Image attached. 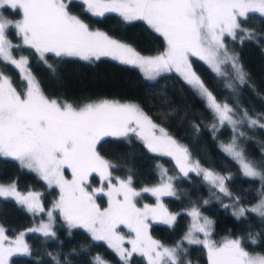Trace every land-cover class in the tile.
Returning a JSON list of instances; mask_svg holds the SVG:
<instances>
[{
	"label": "snow or ice",
	"instance_id": "6c2138e0",
	"mask_svg": "<svg viewBox=\"0 0 264 264\" xmlns=\"http://www.w3.org/2000/svg\"><path fill=\"white\" fill-rule=\"evenodd\" d=\"M73 6L82 8L81 15L104 17L114 13L126 23L143 21L163 37L165 50L154 57H144L107 33L92 30L81 15L73 14ZM9 10L19 18L13 20L3 14ZM255 14L264 19V0H79V4L76 0H0V61L15 67L27 84L20 92L8 76L0 73V156L17 161L21 169L37 173L50 187L53 184L59 187L61 193L53 209L47 212L48 222H42L30 231L55 237L54 212L58 210L70 229L84 228L94 241L106 242L125 264L133 253L145 257L147 264H183L182 257L188 251L183 247V241L189 245H202L207 252L208 264H264V254L247 251L241 238L225 239L220 244L212 241V221L204 217L200 223L201 213L195 206L188 213L194 222L181 241L174 246H165L153 239L147 231L149 215L170 226L179 215L169 213L159 203L161 197L176 195L173 180L178 177L168 176L167 170L161 169L164 179L159 186L143 189L156 197L157 206L145 205L141 210L135 203L141 192L133 187V177L117 179L113 184L110 169L114 165L97 151L105 137L128 138L134 134L143 140L149 151L172 157L183 177L193 172L202 175L203 180L216 190L213 195L217 199L222 194L232 201L223 207L233 208L236 219L250 212L264 220V167L250 159L238 143L245 136L241 131L245 122L248 128H264V123L250 116L246 109L241 114L227 101H219L190 61V57L203 61L217 78L224 81L227 89L249 85L250 74L241 64L239 54L230 50L225 41L228 37L235 41L238 32L251 39L254 33L244 29L242 23ZM12 29L22 43H13L9 38L8 32ZM240 43L242 45L244 39ZM19 48L31 50L53 74L56 65L49 63V54L57 60L78 58L88 62L111 57L139 67L149 80L175 70L205 102L214 121L218 122L219 127L215 122L210 125L213 139L225 125L231 127L232 138L220 145L221 150L239 166L243 178L260 181L258 202L250 207H237L241 197L234 196L227 183L233 180V175L202 167L198 160L192 159L187 145L154 123L135 103L104 99L77 108L68 102L49 99L30 70L29 57L13 55V49ZM193 128L197 133L200 131L199 125L193 124ZM65 169L71 170V180L64 178ZM91 173H98L102 181L108 180L107 208L101 209L94 200L95 193L103 192V188L92 192L85 188ZM120 196L123 199H119ZM10 197L33 214L45 211L40 203V193L21 195L15 182L0 185V198ZM120 225L135 233V238L127 241L132 246L131 251L123 247L125 236L118 231ZM196 233H202L203 239ZM250 239L253 245L257 244L255 238ZM18 253L31 255L29 246L20 237L9 241L0 227V264H9V258ZM53 260L60 264L57 257ZM93 264L107 262L97 254Z\"/></svg>",
	"mask_w": 264,
	"mask_h": 264
},
{
	"label": "trees",
	"instance_id": "16d2710c",
	"mask_svg": "<svg viewBox=\"0 0 264 264\" xmlns=\"http://www.w3.org/2000/svg\"><path fill=\"white\" fill-rule=\"evenodd\" d=\"M79 4V0H76ZM71 11L81 15L82 8L73 6ZM3 14L10 19H18V15L9 11ZM81 19L90 28L98 29L111 37L130 45L138 53L153 55L160 53L166 47L163 37L155 33L143 21L124 22L114 13L104 17H93L82 14ZM244 29L254 33L251 39L238 32L233 41L226 38L230 50L238 53L240 62L250 74L249 85H237L235 90L224 87V81L196 57H190L193 69L205 84L213 91L221 102L227 101L242 114L247 110L249 115L264 123V19L258 14L250 15L242 23ZM9 38L13 43L22 41L15 36V30H9ZM244 39L241 45L240 40ZM14 56L29 57V67L41 85L44 94L49 98L80 105L86 101L98 98H112L131 101L137 104L155 123L164 127L176 140L187 145L192 153V159L198 160L201 166L220 174L231 173L233 180L228 183L229 190L241 197L240 206L250 207L259 196L257 190L260 181H252L240 175L239 166L228 157L220 145L231 140V127L225 125L213 133L210 125L214 122L213 114L205 106L203 100L189 85L173 70L163 72L154 80L144 77L140 71L129 64H123L110 57H101L92 62L78 58L57 60L49 54V63L56 65L55 74L38 57L27 48L13 49ZM0 71L7 74L16 88L22 91L25 84L18 70L11 64L0 61ZM229 71H231L229 67ZM193 124L200 126L197 133ZM241 131L245 133L238 141L246 155L264 167V128H248L247 122ZM97 151L101 157L108 160L114 167L110 169L111 179L116 177H133V187H143L156 183L161 175V169L178 177L173 180L176 189L175 196L161 197L166 208L177 215L173 225L161 221L149 223L148 232L163 244L175 245L181 241L189 224L188 210L194 206L201 215L212 221V235H229L243 240L247 251L264 254V220L254 213H246L245 217L236 219L233 211L223 207L225 197L220 199L213 195L216 190L196 173L183 177L176 163L169 156L149 151L133 134L128 138L105 137L98 144ZM0 182H15L20 190H38L45 206L56 194L53 186H47L45 181L35 172L21 169L17 161L0 156ZM104 185L97 173H91L87 186L98 189ZM135 198L137 204H153L155 196L140 191ZM95 203L99 207L106 204L107 198L103 192H96ZM208 201L207 204L204 201ZM43 213L33 214L18 204L15 198H0V224L6 236H13L22 228L37 223ZM53 230L55 237H45L40 232L26 231L24 239L29 246L31 255L16 254L9 258V264H93V259L99 254L107 264H125L118 254L108 247L104 241H94L91 234L81 227L69 228L58 214L54 215ZM255 238L256 245L251 243ZM187 254L182 257L183 264H208L207 254L202 245H189L183 241ZM51 254V255H50ZM127 264H147L139 253L127 257Z\"/></svg>",
	"mask_w": 264,
	"mask_h": 264
},
{
	"label": "rangeland",
	"instance_id": "374dc122",
	"mask_svg": "<svg viewBox=\"0 0 264 264\" xmlns=\"http://www.w3.org/2000/svg\"><path fill=\"white\" fill-rule=\"evenodd\" d=\"M74 14V13H73ZM92 30H98V29H93V28H91ZM100 31V30H99ZM115 39V38H114ZM117 40V39H116ZM119 41V40H118ZM121 42V41H120ZM123 43V42H122ZM125 44V43H124ZM128 45V44H127ZM230 49V48H229ZM165 50V49H164ZM163 50V51H164ZM163 51H161L160 53H162ZM160 53H157V54H153V55H144V54H141L140 53V55H142V56H144V57H154V56H156V55H159ZM16 58H19V56H15ZM111 58V57H110ZM113 59V58H112ZM116 60V59H115ZM119 61V60H118ZM133 66V65H132ZM134 67H136V66H134ZM139 71H140V73L145 77V74L140 70V68L139 67H136ZM175 71V70H174ZM19 72V71H18ZM176 72V71H175ZM0 73H3L5 76H8L7 74H5L4 72H2V71H0ZM177 73V72H176ZM19 74H20V76H21V73L19 72ZM179 76H180V74L179 73H177ZM9 77V76H8ZM181 77V76H180ZM10 78V77H9ZM182 78V77H181ZM183 79V78H182ZM25 82V81H24ZM13 86L14 87H16L14 84H13ZM26 87H27V84H26V82H25V84L23 85V87H22V91L20 90V92H23L25 89H26ZM18 90V89H17ZM19 91V90H18ZM49 98V97H48ZM49 99H54V98H49ZM104 99H108V100H114V101H119V102H121V103H134V102H131V101H125V100H117V99H112V98H107V97H105V98H98V99H93V100H89V101H86V102H84L83 104H80V105H74L75 107H81V106H83V105H85V104H87V103H93V102H98V101H100V100H104ZM60 101V100H59ZM61 103H64V101H60ZM66 102V101H65ZM204 102V101H203ZM205 103V102H204ZM255 118V117H254ZM264 120V119H263ZM154 122V121H153ZM155 123V122H154ZM157 124V123H156ZM157 125H159V124H157ZM160 126V125H159ZM134 135V134H133ZM135 137H137L136 135H134ZM143 144H144V142H143V140H141L139 137H137ZM178 141V140H177ZM228 141H230V140H228ZM228 141H226V142H222V143H227ZM179 142V141H178ZM181 143V142H180ZM182 144V143H181ZM145 145V144H144ZM170 157V156H169ZM171 159H172V157H170ZM172 161H174L175 162V160H173L172 159ZM195 161V160H194ZM176 163V162H175ZM203 167V166H202ZM205 168V167H204ZM162 169H164V168H162ZM37 174V173H36ZM98 174V173H97ZM38 175V174H37ZM167 175L168 176H172L173 177V175L172 174H170V173H167ZM202 176V175H201ZM203 177V176H202ZM64 178L66 179V180H71L72 179V173H71V170L70 169H65L64 170ZM117 179H122V180H126L127 178H125V177H116V178H114V179H112V183L113 184H115L116 183V180ZM164 179V177H162L161 175H160V178H159V180L156 182V183H154V184H152V185H148V186H143V187H134L135 188V190L136 191H143V189L145 188V187H147V188H152V187H156V186H159V184L162 182V180ZM103 182H104V185L103 186H101V187H98V189H100V188H103V193L105 194L107 191H108V188H107V184H108V180L107 179H105V180H103ZM13 182H9V183H1L0 182V185H4V186H8V185H10V184H12ZM45 184L48 186V183L45 181ZM54 188H55V190H56V194L48 201V203L44 206L43 205V203H42V201H41V198H40V203L43 205V207H44V209H45V211L43 212V217L40 219V220H38L37 221V223H35V224H33V225H31V226H27V227H25V228H22L21 230H19L15 235H13V236H7L8 237V240L9 241H15L16 239H17V237H20L22 240H23V242L24 243H26L25 242V239H24V233L26 232V231H30L31 229H33V228H37V227H39V225L42 223V222H48V216H47V212L49 211V210H52L53 209V206H54V203L56 202V201H58L59 200V198H60V189H59V187H57L55 184H53L52 185ZM85 188H86V190L87 191H89V192H92L93 190H91V189H89V187L87 186V184L85 185ZM17 190L21 193V195H24V196H26L29 192H36V193H40L38 190H32V189H28V190H20V189H18L17 188ZM148 193H150V192H148ZM151 194V193H150ZM106 196V198H107V201H106V204L103 206V207H101V209H103V208H107L108 207V196L107 195H105ZM119 199H123V197L122 196H120V197H118ZM156 198V197H155ZM226 198V197H225ZM258 200H259V198L256 200V201H254L252 204H250L249 206H252V205H254V204H256L257 202H258ZM136 203V202H135ZM157 203H158V201L157 200H155V202L153 203V204H150V205H148V204H137L136 203V207L137 208H139V209H141V210H143L144 209V206L145 205H148L150 208H154V207H156L157 206ZM159 203H161V204H163L162 203V200L160 199V201H159ZM230 203H232V201L231 200H229L228 198H226L225 199V201H224V204H230ZM164 205V204H163ZM23 208H25L26 210H27V208L25 207V206H23V205H21ZM165 207V206H164ZM237 207H240V205H238ZM166 208V207H165ZM167 210H168V212L169 213H172V214H175V212H173V211H171V210H169L168 208H166ZM231 211H233V208H229ZM189 212L191 211V208L188 210ZM188 212V213H189ZM55 214H58L59 216H60V213H59V211L58 210H56L55 212H54V215ZM189 224H188V227H187V229H186V232H185V234L188 232V230L191 228V226H192V224H193V218L191 217V216H189ZM203 218H204V216H202L201 215V219H200V223H203ZM152 221H160V220H158V219H153L152 217H151V215H149V217L147 218V220H146V223L148 224V226H149V223L150 222H152ZM0 227H2L3 228V226L0 224ZM4 229V228H3ZM118 231L120 232V234L121 235H123V236H125V241H124V244H123V247L125 248V249H127L128 251H131V248H132V246H131V244H129L127 241L129 240V239H134L135 238V233H132L128 228H126L125 226H123V225H120L119 226V228H118ZM147 231H148V229H147ZM21 234H23V236H21ZM148 234H149V232H148ZM185 234H184V236H185ZM150 235V234H149ZM196 235L200 238V239H203V234L202 233H196ZM151 236V235H150ZM183 236V237H184ZM153 239H155V240H157L156 238H154L153 236H151ZM210 239L212 240V241H214L215 243H217V244H220V243H222L225 239H236V237H232V236H229V235H216V236H214V235H211V237H210ZM187 242V241H186ZM165 246H173V245H168V244H164ZM206 251V250H205ZM250 252V251H249ZM251 253H256V252H251ZM206 254H207V252H206ZM259 254H261V253H259ZM119 256V255H118ZM142 256V255H141ZM120 257V256H119ZM143 257V256H142ZM143 259H144V261L147 263V259L145 258V257H143Z\"/></svg>",
	"mask_w": 264,
	"mask_h": 264
}]
</instances>
